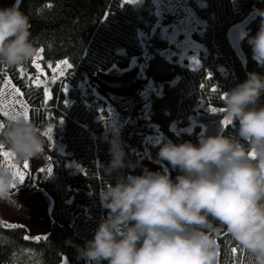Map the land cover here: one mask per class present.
<instances>
[{"label":"trees","instance_id":"trees-1","mask_svg":"<svg viewBox=\"0 0 264 264\" xmlns=\"http://www.w3.org/2000/svg\"><path fill=\"white\" fill-rule=\"evenodd\" d=\"M202 1L203 5L197 6L194 0H189L206 24L201 35L194 34L204 48L195 68L169 61L157 53L156 49L167 44L158 35L149 39L153 54L145 72L153 81L162 83L160 94L151 97L150 118L172 142L190 140L196 143L198 128L191 133L176 134L169 130L172 121L184 122L199 102L222 107V94L243 81L246 72H264V68H258L251 59V49L247 43V35L255 34L258 28V16L251 19L240 42L244 61L232 49L227 37L228 30L252 13L254 6L264 7V0ZM13 2L0 0V7ZM15 2L30 17L32 39L36 48L42 50L43 62L67 59L72 67L66 70L64 78L71 83L112 65L125 66L131 55L140 54L137 31L148 29L156 19L154 0H142L139 8L121 0ZM20 68L32 71V57L13 67L0 64V86L6 75L20 89L29 118L36 122L44 140V149H49V139L45 135L48 124L62 117L61 139L64 148L79 163L82 172L73 174L62 165L57 167L54 174L37 172L35 182L46 191L52 203L51 229L46 238H26L23 227L0 225V264H62L63 261L78 264L73 247L65 245V239L83 244L85 238H91L92 230L107 212L100 207L96 195L105 179L99 165L109 160L110 135L105 127L106 111L104 108L99 110L100 100L84 96L78 88L68 92L71 101L65 103V94L58 81L51 87V99L45 101L43 88L31 84L20 73ZM213 88L217 91H212ZM99 114L102 115L100 118ZM233 131V122L222 129L225 135ZM157 149V145L151 147V154L155 158ZM50 152L58 157L55 151ZM164 162L167 164V161ZM122 172L126 173V169ZM76 178L87 181L90 190H76L72 202H68L67 183ZM111 182L114 183V180ZM76 202H82L86 209L71 218ZM218 244L217 264H247L245 250L227 232L219 234ZM233 248L239 251L233 253Z\"/></svg>","mask_w":264,"mask_h":264},{"label":"clouds","instance_id":"clouds-1","mask_svg":"<svg viewBox=\"0 0 264 264\" xmlns=\"http://www.w3.org/2000/svg\"><path fill=\"white\" fill-rule=\"evenodd\" d=\"M252 12L259 25L247 43L251 59L264 68V7ZM30 29V17L15 0L0 7V64L13 67L36 54ZM262 97L264 72L248 71L223 95L233 132L161 143L156 158L176 170L174 177L142 165L126 142L109 139V160L99 165L105 179L96 193L107 212L83 244L64 241L78 264H217L222 231L245 250L247 264H264ZM0 144L16 162L39 158L44 148L36 122L23 113L0 128ZM14 182L13 169L0 164V198Z\"/></svg>","mask_w":264,"mask_h":264},{"label":"rangeland","instance_id":"rangeland-1","mask_svg":"<svg viewBox=\"0 0 264 264\" xmlns=\"http://www.w3.org/2000/svg\"><path fill=\"white\" fill-rule=\"evenodd\" d=\"M121 2L128 3L134 8H139L142 4V0H121ZM194 3L197 6L203 5L202 0H194ZM154 12L156 19L152 26L137 31L140 54L131 55L123 67L112 65L107 69L86 74L75 83H71L64 78L66 67L60 68L56 78L53 79L52 68L65 59L43 62L40 53L39 62L42 72L38 74L36 68L33 67L32 71L20 68L23 69V73H20L31 84L41 86L43 93L45 87L51 92L52 85L57 81L60 82L61 89L65 94L64 100L67 102L71 101L68 92L72 88H78L84 96H92L94 100H100L102 103H99L98 108L99 110L104 108L106 111L105 127L110 139L122 145L126 142L128 146L134 142V157H141L142 165L151 170L167 169L174 177L177 174L176 170L171 169L168 164L151 154L152 146H159L169 139L164 136L150 118L151 97L160 94L162 83L153 81L145 72L147 62L153 54L149 46V39L153 35H158L167 44L156 49L157 53L169 61L188 68H195L204 48L200 41L194 38V34L201 35L206 24L205 20L196 13L189 0H154ZM35 56L36 54L33 57ZM38 75H42L43 79H37ZM11 85L13 84L11 83ZM11 85H4L3 82L4 93L0 94V100H19L27 107L22 95L13 93ZM209 105L205 102L197 103L194 111L187 116L184 122L172 121L169 130L176 134L191 133L198 127L196 130L197 137L222 131L224 127L220 126L219 121L224 118V112L211 113ZM13 109L23 111L21 103L8 104L6 107L10 115L13 114ZM131 111L137 117L128 115V112ZM101 116L99 114L98 118ZM5 119L8 117L0 116V123H4ZM130 119H133L132 125L128 124ZM62 124V117L57 118L56 122L48 124V127L52 128L51 138L48 136L49 149L43 148L39 158L25 159L29 162L27 169H24L25 160L16 162L13 156L0 158V164L6 166L8 163L15 164L17 170L23 171L26 177L21 184L18 180L15 181L16 186H11L10 191L3 198H0V225L21 226L25 229V235L28 238L45 237L52 226V203L46 191L35 182L37 172L40 169L46 171L49 164L52 165L51 174L56 172L59 165L68 168L73 174L82 172L79 163L64 148L61 139ZM5 150L7 149L5 148ZM50 150L55 151L58 157L52 155ZM125 150L127 151V148ZM128 171L126 169V172ZM139 173L140 168L138 167L134 170V174ZM67 187L69 195L66 200L68 202H72L73 193L76 190H90L89 183L79 178L69 180ZM85 209L86 207L82 202H76L71 211V218L78 212L85 211ZM62 264H66V262L63 261Z\"/></svg>","mask_w":264,"mask_h":264},{"label":"snow or ice","instance_id":"snow-or-ice-1","mask_svg":"<svg viewBox=\"0 0 264 264\" xmlns=\"http://www.w3.org/2000/svg\"><path fill=\"white\" fill-rule=\"evenodd\" d=\"M41 51H42L41 49H37L36 56L33 57V59H32L33 67L36 68L38 74L42 72L41 63L39 62ZM63 67H66L67 69L70 70L72 65L66 59L60 61L56 67L52 68L53 79L56 78V74L59 72L60 68H63ZM19 71L21 73H23V69H19ZM2 79H3L4 85H11V80L9 79L8 76L5 75V76H3ZM37 79H43V76L38 75ZM201 87H204V85H201ZM11 88H12V91L15 95L21 94V91L19 88H16L14 85H11ZM65 91H66V89H65ZM212 91H217V89L213 88ZM3 93H4V87L0 86V94H3ZM223 95L224 94H222L221 98H223ZM44 98L46 101L51 99V94H50V91L47 87L44 88ZM13 103H21L23 111L22 112L21 111H15L13 109V114H11V115H19V114L23 113V115L26 118H29L28 108L26 106H24L21 101H19V100L13 101L11 99L0 100V116L9 118L11 115H10L9 111L6 110V107L8 104H13ZM65 103H67V101H65ZM209 111L211 113H217V112L222 113V112H224V109L223 108L218 109L216 107L209 105ZM219 123H220L221 127H226V126L230 125L232 122L227 117L224 116V118L221 119L219 121ZM3 127H4V124L0 123V128H3ZM51 132H52V128L49 126L45 131V135H47L51 138ZM11 157H12V154L8 150H5V147L2 144H0V158H11ZM7 166H9L13 169L14 181L18 180L19 184L23 183L25 178H26L24 175V172L17 170V166L15 164L8 163ZM28 167H29V162L27 160H25L24 161V169H27ZM39 171L43 172V171H45V169H40ZM46 171H47L48 175L51 174V171H52V165L51 164L48 165ZM15 186H16V184L14 183L12 185V187H15ZM26 238H28V237H26ZM232 251H233V253H236L237 251H239V249L233 248Z\"/></svg>","mask_w":264,"mask_h":264},{"label":"water","instance_id":"water-1","mask_svg":"<svg viewBox=\"0 0 264 264\" xmlns=\"http://www.w3.org/2000/svg\"><path fill=\"white\" fill-rule=\"evenodd\" d=\"M255 17V14L250 13L243 21L233 25L227 32V37L232 49L239 56L241 61H244V57L240 50V42L246 33V29L251 19Z\"/></svg>","mask_w":264,"mask_h":264},{"label":"flooded vegetation","instance_id":"flooded-vegetation-1","mask_svg":"<svg viewBox=\"0 0 264 264\" xmlns=\"http://www.w3.org/2000/svg\"><path fill=\"white\" fill-rule=\"evenodd\" d=\"M133 111V110H132ZM128 112V115H130V116H136V114H134L133 112ZM125 114V113H124ZM137 117V116H136ZM132 123H133V119H130L129 120V122H128V124L129 125H132ZM136 126H138V124H136ZM134 146H135V144H134V142L133 143H130V146L129 147H133L134 148Z\"/></svg>","mask_w":264,"mask_h":264}]
</instances>
